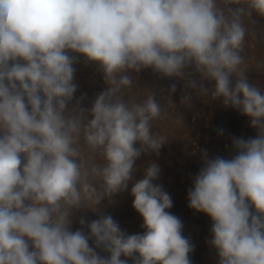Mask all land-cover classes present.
Wrapping results in <instances>:
<instances>
[{"label": "clouds", "instance_id": "obj_1", "mask_svg": "<svg viewBox=\"0 0 264 264\" xmlns=\"http://www.w3.org/2000/svg\"><path fill=\"white\" fill-rule=\"evenodd\" d=\"M253 13L264 18V0H0V264H192L195 245L155 183L159 164L134 175L166 139L152 131L155 95L122 93L129 73L148 69H192L249 118L256 135L233 137L230 158L200 150L187 200L212 222L218 264H264V91L239 70ZM81 59L107 85L87 109V93L76 95ZM130 184L142 232L110 214L77 216Z\"/></svg>", "mask_w": 264, "mask_h": 264}, {"label": "rangeland", "instance_id": "obj_2", "mask_svg": "<svg viewBox=\"0 0 264 264\" xmlns=\"http://www.w3.org/2000/svg\"><path fill=\"white\" fill-rule=\"evenodd\" d=\"M247 34L243 51V63L240 71L247 76L249 83L264 91V18L253 13L244 20ZM75 82L79 85L77 96L87 93L84 107L90 108L95 97L107 87L102 74L93 66H85L83 60L74 65ZM133 77L131 90L122 89L125 99L134 96L138 101L153 94L162 108L161 117L152 121V131L164 136L165 143L159 154L142 155L136 161V179L143 177V169L155 162L161 168L160 178L155 181L163 186L173 201L169 210L183 222V234L195 245L191 253L192 264H218V255L207 241L210 240L211 220L204 214L196 213L188 207L187 191L191 187V176L202 166L200 150L206 149L210 157L230 158L234 155L231 142L233 137H254L256 130L250 127L248 117L232 108H225L220 99L212 95L213 84L203 80L192 69L185 76L163 77L150 69L139 73H129ZM195 79L197 86L190 81ZM236 76L233 74V82ZM175 83L176 90L170 85ZM206 88L207 91L203 89ZM217 129H223L218 135ZM192 153H195L193 155ZM129 191L113 197L114 203L104 202L97 212L84 209L77 213L89 221L100 215L110 214L129 234L142 232V218L132 208L133 198Z\"/></svg>", "mask_w": 264, "mask_h": 264}]
</instances>
